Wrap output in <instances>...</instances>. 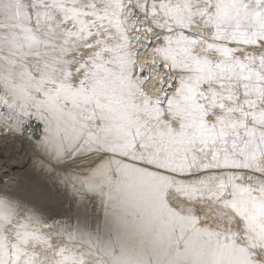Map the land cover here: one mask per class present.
<instances>
[{
  "label": "snow or ice",
  "instance_id": "1",
  "mask_svg": "<svg viewBox=\"0 0 264 264\" xmlns=\"http://www.w3.org/2000/svg\"><path fill=\"white\" fill-rule=\"evenodd\" d=\"M5 142L0 264H264V0H0Z\"/></svg>",
  "mask_w": 264,
  "mask_h": 264
},
{
  "label": "rangeland",
  "instance_id": "2",
  "mask_svg": "<svg viewBox=\"0 0 264 264\" xmlns=\"http://www.w3.org/2000/svg\"><path fill=\"white\" fill-rule=\"evenodd\" d=\"M142 59H145L142 57ZM41 125L38 121H32L30 132L33 138L40 135ZM32 146L27 143H16L14 146L11 143H0V161L11 157L13 154L16 155V160L11 162L8 169V175H3V171L0 170V190H4L5 186L11 189H17L21 186H28L34 181H38L39 177L32 173ZM3 175V176H2ZM21 195H26L21 192ZM207 207H201L200 212H207ZM98 221L96 219L91 220V224L95 226Z\"/></svg>",
  "mask_w": 264,
  "mask_h": 264
},
{
  "label": "bare ground",
  "instance_id": "3",
  "mask_svg": "<svg viewBox=\"0 0 264 264\" xmlns=\"http://www.w3.org/2000/svg\"><path fill=\"white\" fill-rule=\"evenodd\" d=\"M1 175V174H0ZM3 176V175H2ZM1 177V176H0Z\"/></svg>",
  "mask_w": 264,
  "mask_h": 264
}]
</instances>
